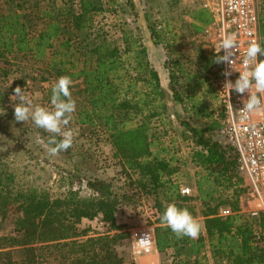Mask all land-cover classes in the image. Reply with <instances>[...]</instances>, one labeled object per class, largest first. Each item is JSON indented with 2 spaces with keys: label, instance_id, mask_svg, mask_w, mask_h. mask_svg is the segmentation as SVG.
I'll use <instances>...</instances> for the list:
<instances>
[{
  "label": "trees",
  "instance_id": "16d2710c",
  "mask_svg": "<svg viewBox=\"0 0 264 264\" xmlns=\"http://www.w3.org/2000/svg\"><path fill=\"white\" fill-rule=\"evenodd\" d=\"M50 6V9L39 10L45 25L35 30L32 18L15 8L7 9L0 0V55L30 54L37 61L47 62L57 75L81 79L88 100L77 111V122L102 124L111 131L122 156V166L136 176L138 186L162 188L170 201L190 200L192 197L182 194L179 183L172 180L180 170L174 164V157H164L160 151L155 153L151 149L154 143L148 138L149 126L154 118L168 110V105L159 73L151 65L142 38L126 31L123 50L104 41L86 50L76 49L73 37L61 38L62 34L66 28L83 32L93 27L96 14L105 10L102 1L60 0L58 3L52 0ZM191 15L196 32L203 31L212 22L206 8H197ZM146 19L154 44L163 43L165 36L161 30L150 23L148 16ZM260 19L261 45L264 46V25ZM220 67L219 64L218 70ZM171 77L176 78L174 71ZM140 81L145 82L146 89L139 87ZM50 94L52 96V90ZM175 94L179 97L178 91L175 90ZM186 126L196 146L191 158L200 168L195 174L196 187L206 234L201 231L195 240L179 239L160 221L155 228L156 248L160 252L172 249L176 264H199L206 247L215 264L226 261L264 264V244H261L264 216L242 213L240 197L248 184L239 169L237 150L227 144L220 130L216 132L212 125L196 127L187 123ZM215 132L222 139L215 138ZM12 181L10 173L0 171V214L6 216L12 205L18 212L13 233L0 236V264H38L45 248H67L60 264H128L116 248L118 239L123 236L121 233L81 239L87 234L78 229L83 218L97 216L112 227H118L116 212L120 202L111 182L89 180L93 197H82L73 187L62 196L52 197L47 191L34 187L15 188ZM177 205L198 216L194 207ZM161 208L163 214L166 207ZM223 208H229L232 214L221 216ZM19 256H22L20 263Z\"/></svg>",
  "mask_w": 264,
  "mask_h": 264
},
{
  "label": "rangeland",
  "instance_id": "374dc122",
  "mask_svg": "<svg viewBox=\"0 0 264 264\" xmlns=\"http://www.w3.org/2000/svg\"><path fill=\"white\" fill-rule=\"evenodd\" d=\"M51 1L1 0V3L9 10L15 8L25 12L33 20L32 28L39 30L45 25L39 13L42 15L41 10L50 9ZM57 1L60 3V0ZM101 1L105 10L96 14L93 27L83 32L66 28L61 38L73 37L74 46L79 50L92 48L103 41L118 45L123 50L126 46V31H132L142 38L151 65L159 73L168 105V110L154 118L149 126L148 138L154 143L151 149L155 153L160 151L164 157H174V164L180 170L172 176V180L179 183L180 187L190 186L192 192L189 195L192 198L170 201L162 188L138 186L136 176L122 166V156L113 142L111 131L102 124L82 125L77 122L76 113L88 100L81 79L71 78L73 83L70 91L76 101V111L67 127L74 132L73 145L67 151L51 156L48 144L51 134L38 128L31 119L16 122L14 108L18 101L11 97L19 86L33 99L34 106L51 108L52 87L64 75L55 74L47 62L37 61L24 53L0 55V171L11 174L15 188L34 187L47 191L52 197L64 195L70 187L78 189L82 197H93L95 194L88 186L89 180L111 182L120 202L116 212L118 227H112L101 216L83 218L78 229L87 235L81 239L121 233L123 236L118 239L116 248L124 255L126 263L176 264L172 249L160 252L155 248L148 256H136L135 235L142 230L155 233L161 221V207L172 202L194 207L203 225L195 175L200 168L192 162L191 154L196 146L186 125H212L217 132L224 117L215 87L219 64L215 63L210 25L196 32L192 24L194 20L191 12L202 7L203 0ZM257 7L264 25V0H257ZM147 16L150 23L156 25L165 36L163 43L154 44ZM172 71L176 78L171 77ZM144 83L140 81L139 87L146 89ZM174 89L178 91L179 97ZM216 132L214 137L222 139ZM243 175L247 185V174L243 172ZM240 200L242 213L250 214L254 201L249 184ZM17 216L15 205L11 206L6 216L0 214V236L13 233ZM261 244H264V239ZM65 250L67 248L43 249L38 264H60ZM21 257H18L19 263ZM199 264H215L208 247L199 258ZM225 264L229 263L226 261Z\"/></svg>",
  "mask_w": 264,
  "mask_h": 264
},
{
  "label": "built area",
  "instance_id": "2783aa9c",
  "mask_svg": "<svg viewBox=\"0 0 264 264\" xmlns=\"http://www.w3.org/2000/svg\"><path fill=\"white\" fill-rule=\"evenodd\" d=\"M202 7L210 11L212 22L210 36L215 55L222 39L230 33L238 37V51L234 61L231 77L226 78L222 73L225 69L231 70L228 65L221 63L215 81V87L220 97L223 111V120L220 132L225 142L237 150L239 154V169L247 174L248 184L252 189L254 207L250 214L264 216V108L251 113L242 112L243 97L235 92L224 89L226 79L235 83L241 71H251L243 64L244 54L249 44L256 40L261 43V19L257 7V0H203ZM224 52L221 51L220 55ZM258 59H262V56ZM254 83V81H253ZM253 93H256L253 88ZM181 193L189 195L192 188L181 186ZM232 214L229 208H223L221 216ZM144 238V239H143ZM156 248L155 233L151 230H142L135 235L134 253L138 257L148 256Z\"/></svg>",
  "mask_w": 264,
  "mask_h": 264
},
{
  "label": "clouds",
  "instance_id": "9594fccd",
  "mask_svg": "<svg viewBox=\"0 0 264 264\" xmlns=\"http://www.w3.org/2000/svg\"><path fill=\"white\" fill-rule=\"evenodd\" d=\"M221 51L224 52L223 55H220ZM237 51L238 37L236 33L227 34L215 49L217 54L215 63L226 64L231 69H225L222 73L226 78L231 77L233 70L236 71L233 65ZM261 56H264V46L253 40L247 47L243 59L246 69L250 67L251 71L239 72L240 75L235 83L231 79L225 80V90L231 92L234 90L242 97L245 93L249 94L246 99H242V112L251 113L264 108V60L258 59ZM72 83L70 76L59 77L52 87L51 108L34 106L33 99L19 86L14 89V94L11 97L12 100L18 101L14 108L16 122H27L31 119L38 128L51 134L48 138L51 156H55L61 151H67L74 142V132L67 127L76 111V101L72 98L70 91ZM253 88L256 93L261 95L253 93ZM161 223L168 226L179 239L184 237L198 239L203 228L198 218L188 208H181L175 202L166 205V210L161 216Z\"/></svg>",
  "mask_w": 264,
  "mask_h": 264
},
{
  "label": "crops",
  "instance_id": "0c3cea01",
  "mask_svg": "<svg viewBox=\"0 0 264 264\" xmlns=\"http://www.w3.org/2000/svg\"><path fill=\"white\" fill-rule=\"evenodd\" d=\"M202 233L205 235V227H204V222H203V228H202Z\"/></svg>",
  "mask_w": 264,
  "mask_h": 264
}]
</instances>
